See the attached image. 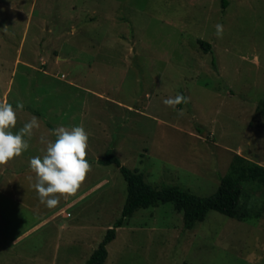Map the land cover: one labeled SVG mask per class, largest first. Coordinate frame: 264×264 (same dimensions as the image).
Returning a JSON list of instances; mask_svg holds the SVG:
<instances>
[{"label":"rangeland","instance_id":"1","mask_svg":"<svg viewBox=\"0 0 264 264\" xmlns=\"http://www.w3.org/2000/svg\"><path fill=\"white\" fill-rule=\"evenodd\" d=\"M229 1L0 0V101L17 112L14 133L40 123L0 166V264H86L127 201L119 166L101 162L109 153L155 188L201 196L237 154L264 165V0ZM178 94L189 102L163 103ZM80 125L92 170L50 209L29 161L46 154L41 136ZM242 202L249 217L211 210L193 229L173 202L140 208L105 264H264V186L246 183Z\"/></svg>","mask_w":264,"mask_h":264},{"label":"clouds","instance_id":"2","mask_svg":"<svg viewBox=\"0 0 264 264\" xmlns=\"http://www.w3.org/2000/svg\"><path fill=\"white\" fill-rule=\"evenodd\" d=\"M215 29L217 38H222L224 26L217 23ZM189 100V97L178 94L165 99L163 103L175 109L177 105L187 104ZM16 107L23 110L24 104L18 101ZM179 114L183 115V111ZM16 125L17 112L13 105L6 100L0 101V166L7 165L28 150L33 130L40 127L36 116H32L14 133ZM52 132L56 137L54 141H45L43 136L40 138L42 143H47L46 154L42 158L32 157L29 161L35 173L33 187L38 199L50 209L59 204L61 197L67 200L74 196L92 170L86 159L89 134L82 125L71 128L59 126Z\"/></svg>","mask_w":264,"mask_h":264},{"label":"trees","instance_id":"3","mask_svg":"<svg viewBox=\"0 0 264 264\" xmlns=\"http://www.w3.org/2000/svg\"><path fill=\"white\" fill-rule=\"evenodd\" d=\"M229 3V0H222L223 9H226ZM199 43L206 52L212 51L213 46L210 42L200 39ZM101 162L115 163L119 166L128 183V196L122 217L113 228L108 229L106 236L86 264H105L109 255L108 245L116 239L118 228L124 226L140 208L155 206L160 202H173L175 208L184 213L185 228L193 229L198 222L206 219L211 210L240 220L249 217L250 210L242 202L245 185L258 183L264 186V165L239 154L231 163L229 173L221 179L218 190L210 196L195 194L179 185L155 188L146 181L143 172L127 167L113 153H109Z\"/></svg>","mask_w":264,"mask_h":264}]
</instances>
